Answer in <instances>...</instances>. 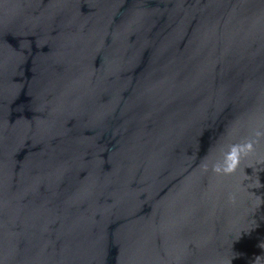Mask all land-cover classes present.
Masks as SVG:
<instances>
[{"label":"water","instance_id":"obj_1","mask_svg":"<svg viewBox=\"0 0 264 264\" xmlns=\"http://www.w3.org/2000/svg\"><path fill=\"white\" fill-rule=\"evenodd\" d=\"M0 264H264V0H0Z\"/></svg>","mask_w":264,"mask_h":264}]
</instances>
